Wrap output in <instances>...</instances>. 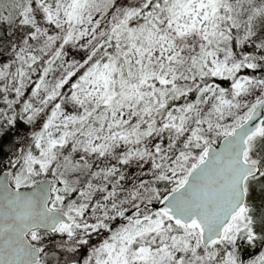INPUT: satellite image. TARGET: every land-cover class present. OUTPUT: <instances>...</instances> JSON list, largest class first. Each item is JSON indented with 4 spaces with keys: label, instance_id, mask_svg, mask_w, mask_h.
Here are the masks:
<instances>
[{
    "label": "snow or ice",
    "instance_id": "6c2138e0",
    "mask_svg": "<svg viewBox=\"0 0 264 264\" xmlns=\"http://www.w3.org/2000/svg\"><path fill=\"white\" fill-rule=\"evenodd\" d=\"M0 264H264V0H0Z\"/></svg>",
    "mask_w": 264,
    "mask_h": 264
}]
</instances>
